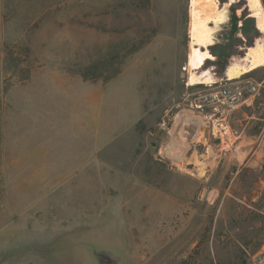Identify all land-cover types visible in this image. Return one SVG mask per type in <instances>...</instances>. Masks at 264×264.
<instances>
[{"label": "rangeland", "instance_id": "1", "mask_svg": "<svg viewBox=\"0 0 264 264\" xmlns=\"http://www.w3.org/2000/svg\"><path fill=\"white\" fill-rule=\"evenodd\" d=\"M219 2L232 5L197 69L215 80L193 85L190 0H0V264H97L93 248L264 264V88L228 113L226 140L195 105L221 79L264 80L249 1ZM180 135L182 161L166 150Z\"/></svg>", "mask_w": 264, "mask_h": 264}, {"label": "bare ground", "instance_id": "2", "mask_svg": "<svg viewBox=\"0 0 264 264\" xmlns=\"http://www.w3.org/2000/svg\"><path fill=\"white\" fill-rule=\"evenodd\" d=\"M248 1L251 9L253 10V17L257 20L258 25L264 30V7L262 0ZM231 5V2L220 5L219 0H190V51L188 61L189 65L187 69L189 70L190 81L193 85H210L212 81L215 80L213 76L197 72V69H199L202 65L199 56V49H203L201 52V59L207 60L213 58L209 48L215 44L217 29L221 24H223V22H225L224 19L227 17L226 10ZM211 24L214 25L212 26ZM248 57L251 61V65L249 67L250 70H255L264 66V40L258 41L253 47L248 48ZM244 71V68L231 65L227 73L229 74L231 80H235L240 78L241 75L245 73ZM181 117L185 121V124L192 123L194 120L203 124V119L196 116L193 112H184L183 115L178 116L177 122ZM229 135V129H227L226 133L223 132L225 140L228 139ZM185 149H187V146L184 145L183 137L180 135V138L177 136L173 137L166 150L172 158L182 161L185 156ZM234 155L238 161H243L245 158V151L241 148H237Z\"/></svg>", "mask_w": 264, "mask_h": 264}, {"label": "built area", "instance_id": "3", "mask_svg": "<svg viewBox=\"0 0 264 264\" xmlns=\"http://www.w3.org/2000/svg\"><path fill=\"white\" fill-rule=\"evenodd\" d=\"M185 71L188 73L187 67ZM216 76V74H215ZM227 79H221L220 86L213 93L196 101L197 111L201 115H205L206 129L209 134L216 139L224 140L223 132L230 130L228 123V113L235 109L236 103L245 98L247 93H258L261 88H264V80L260 83L252 84L248 87L236 85ZM217 85V84H215ZM189 85V81L187 82ZM163 129H166V124L163 123Z\"/></svg>", "mask_w": 264, "mask_h": 264}, {"label": "water", "instance_id": "4", "mask_svg": "<svg viewBox=\"0 0 264 264\" xmlns=\"http://www.w3.org/2000/svg\"><path fill=\"white\" fill-rule=\"evenodd\" d=\"M92 253L96 259L97 264H123L122 256L109 250L93 248ZM263 258L264 254H261L257 258V261L259 262Z\"/></svg>", "mask_w": 264, "mask_h": 264}, {"label": "crops", "instance_id": "5", "mask_svg": "<svg viewBox=\"0 0 264 264\" xmlns=\"http://www.w3.org/2000/svg\"><path fill=\"white\" fill-rule=\"evenodd\" d=\"M12 160H14L12 163H15V164H24L26 163V161H22V160H19V158H11ZM43 161H38L36 160L34 163L35 164H38V163H42ZM28 163V162H27ZM44 163V162H43ZM46 163H49V162H46Z\"/></svg>", "mask_w": 264, "mask_h": 264}, {"label": "trees", "instance_id": "6", "mask_svg": "<svg viewBox=\"0 0 264 264\" xmlns=\"http://www.w3.org/2000/svg\"><path fill=\"white\" fill-rule=\"evenodd\" d=\"M235 20H236V19H235ZM236 27H237V25H236V23L234 22V30H236ZM221 58H223V56H222Z\"/></svg>", "mask_w": 264, "mask_h": 264}]
</instances>
